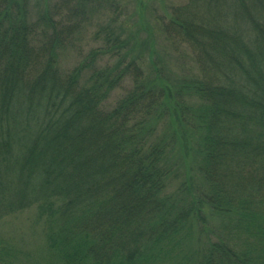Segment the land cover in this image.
Segmentation results:
<instances>
[{"label":"trees","instance_id":"trees-1","mask_svg":"<svg viewBox=\"0 0 264 264\" xmlns=\"http://www.w3.org/2000/svg\"><path fill=\"white\" fill-rule=\"evenodd\" d=\"M91 1L34 17L0 0V225L34 211L51 264H264V0H187L164 28L196 71L173 79L145 76L109 28L62 69ZM178 133L199 181L170 194ZM11 242L0 264L27 259Z\"/></svg>","mask_w":264,"mask_h":264},{"label":"rangeland","instance_id":"rangeland-1","mask_svg":"<svg viewBox=\"0 0 264 264\" xmlns=\"http://www.w3.org/2000/svg\"><path fill=\"white\" fill-rule=\"evenodd\" d=\"M60 0H33L32 15L36 17L43 7L58 3ZM92 7L100 5L104 8L98 13L78 12L72 20L73 36L66 38L65 51L60 59L62 69H73L91 51L102 48L106 34L110 29L120 35L127 47L129 61L134 60L147 76L156 66L169 79L183 78L190 70L195 69L191 51L180 43L173 35L167 34L164 26L168 24L170 15L186 6L187 0H93ZM70 5L71 13L73 10ZM106 3V4H105ZM85 7L89 8V3ZM227 10V8H225ZM86 11V10H84ZM232 20V19H231ZM229 20V17L227 18ZM196 71V69H195ZM129 88L117 92L113 99L121 98ZM161 127L158 125V131ZM169 140L174 129L163 127ZM174 153L170 155L173 170L168 185L170 194L178 193L195 186L199 181L197 159L193 151L184 147L182 135L177 134ZM176 137V138H177ZM193 144V142H190ZM35 219L34 211L25 212L0 225V234L11 240L14 248L27 254L17 264H51L50 254L43 236L29 233L28 226Z\"/></svg>","mask_w":264,"mask_h":264}]
</instances>
